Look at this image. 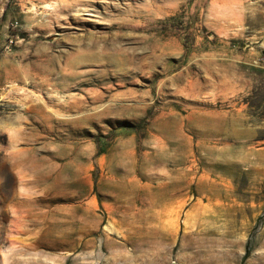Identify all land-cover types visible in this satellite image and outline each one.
<instances>
[{
  "label": "rangeland",
  "instance_id": "obj_1",
  "mask_svg": "<svg viewBox=\"0 0 264 264\" xmlns=\"http://www.w3.org/2000/svg\"><path fill=\"white\" fill-rule=\"evenodd\" d=\"M0 264H264V0H0Z\"/></svg>",
  "mask_w": 264,
  "mask_h": 264
}]
</instances>
